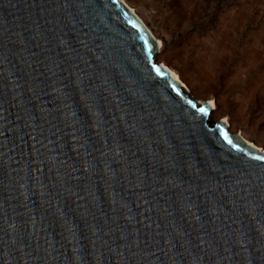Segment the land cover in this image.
<instances>
[{
	"label": "water",
	"instance_id": "obj_1",
	"mask_svg": "<svg viewBox=\"0 0 264 264\" xmlns=\"http://www.w3.org/2000/svg\"><path fill=\"white\" fill-rule=\"evenodd\" d=\"M155 42L122 0H0V264H264V149Z\"/></svg>",
	"mask_w": 264,
	"mask_h": 264
},
{
	"label": "rangeland",
	"instance_id": "obj_2",
	"mask_svg": "<svg viewBox=\"0 0 264 264\" xmlns=\"http://www.w3.org/2000/svg\"><path fill=\"white\" fill-rule=\"evenodd\" d=\"M122 1L211 121L264 149V0Z\"/></svg>",
	"mask_w": 264,
	"mask_h": 264
},
{
	"label": "bare ground",
	"instance_id": "obj_3",
	"mask_svg": "<svg viewBox=\"0 0 264 264\" xmlns=\"http://www.w3.org/2000/svg\"><path fill=\"white\" fill-rule=\"evenodd\" d=\"M155 44H156V46H157V48H158V45H157V42H155ZM162 68H164L166 71H168L169 72V74H170V76L175 80V81H177L179 84H180V86H184L183 84H182V82H181V80L178 78V76L171 70V69H169L167 66H165V65H160ZM208 104L210 105V107L212 108V109H214V106H215V104H214V102L213 101H208ZM224 123H226V120L225 119H223L222 120ZM227 124V123H226ZM244 139V138H243ZM245 140V139H244ZM246 141V140H245ZM247 143H249V144H252V143H250V142H248V141H246ZM252 145H254V144H252ZM261 149V148H260Z\"/></svg>",
	"mask_w": 264,
	"mask_h": 264
},
{
	"label": "snow or ice",
	"instance_id": "obj_4",
	"mask_svg": "<svg viewBox=\"0 0 264 264\" xmlns=\"http://www.w3.org/2000/svg\"><path fill=\"white\" fill-rule=\"evenodd\" d=\"M159 71V70H158ZM193 107H195V105H193ZM199 111L202 113V114H206V109L205 108H200ZM259 159V158H258Z\"/></svg>",
	"mask_w": 264,
	"mask_h": 264
},
{
	"label": "crops",
	"instance_id": "obj_5",
	"mask_svg": "<svg viewBox=\"0 0 264 264\" xmlns=\"http://www.w3.org/2000/svg\"><path fill=\"white\" fill-rule=\"evenodd\" d=\"M245 139V138H244ZM246 141H248V142H250V143H252L251 141H249V140H247V139H245ZM253 144V143H252Z\"/></svg>",
	"mask_w": 264,
	"mask_h": 264
}]
</instances>
